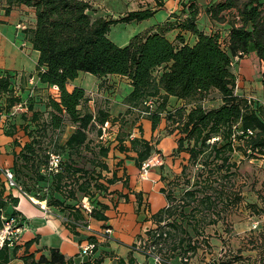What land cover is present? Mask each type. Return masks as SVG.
<instances>
[{"label":"trees","instance_id":"trees-1","mask_svg":"<svg viewBox=\"0 0 264 264\" xmlns=\"http://www.w3.org/2000/svg\"><path fill=\"white\" fill-rule=\"evenodd\" d=\"M5 1V14L18 5L32 8L35 22L22 32L24 39L38 52L35 78L33 72L24 77L21 71L0 68V110H4V119L0 112V125L3 134L11 138L13 158L9 169L15 183L27 196L45 200L48 207L57 210L74 233H77L76 227L86 225L90 218L106 221L107 210L121 200L127 201L131 193L137 212L141 208L145 214L142 221L152 223L151 227L145 225L142 233L137 235L133 249L146 257L159 255L160 264H186V254L192 257L199 246L186 227L189 224L191 230L197 232L190 219L196 216L193 204L208 209L223 200L222 182L213 173L218 172L222 177L235 173L238 166L232 158L235 152L244 158L260 157L264 160V106L236 93L237 75L233 71L234 59L251 51L264 69V3L261 0H223L209 5L206 11L210 19L225 22L227 26L205 31L198 28V10L193 0H180L181 13H174L172 20L138 32L127 44L119 46L108 36L112 24L139 22L151 17L155 11L139 8L112 18L93 16L87 0ZM226 11L227 15L224 14ZM182 12L186 17L180 19ZM174 29L179 31L171 39L167 33ZM182 31L194 35L195 40L189 43ZM159 68L161 70L156 74ZM79 73L93 74L97 87L101 89H109L112 75L125 77L131 86L123 99L126 110L112 115L109 99H104L102 103H96L93 113L86 106L90 97L85 88L78 85L72 89L67 87ZM262 76L264 85V71ZM33 78L42 85L37 86L39 89L56 87L57 96H47L46 112L30 103L27 108L31 110V116L26 118L23 115L24 121L18 123L9 115V110L22 101V90L30 92L28 80ZM211 91L219 97V103L208 108L201 101L206 100ZM143 119L150 122L151 133L146 137ZM127 121L132 123V128L127 135L129 139L123 140L118 133ZM67 122L74 126V130L62 145L57 146L68 151V159L63 161L61 157L57 167L50 169L49 177L42 176L38 173L40 162L35 159L40 154L38 150H42L47 162L50 151L42 147L41 138L55 135L58 139ZM105 122L111 129L116 128L112 136H118L117 139L112 142L115 137L110 136L111 141L91 146L90 127L97 124V135L100 136ZM160 124L166 127V135L177 134L171 152L186 154L187 162L201 165L195 180V185H200L184 189L179 197L166 193V203L146 215L149 210L144 209L143 202H148V196L130 185L125 162L133 161L139 171L143 161L155 151L160 152L152 142L153 133ZM20 134L27 140L17 151L15 145ZM74 153H87L91 158L87 163H79L70 158ZM19 160L36 172L37 190L27 187L24 181L22 185L19 183L17 178L22 170ZM186 168L187 165L182 164L181 173ZM47 180V184H41ZM115 184L118 187L111 188ZM6 189L0 177V209L8 200L14 204L18 201L17 197L5 193ZM159 192L164 191L159 188ZM84 199L90 210L84 207ZM79 202L81 207L77 205ZM187 207L190 209L186 212ZM8 215L18 214L13 211ZM217 220L209 219L207 223L215 224ZM88 239L96 244V250V239L93 236ZM34 240H28L24 245L30 246ZM16 249V243L4 245L0 249V264L15 257ZM164 250L166 254L162 253ZM22 258L29 261L28 264H72V259H65L57 248H50L49 258L41 255L35 260L33 253L22 255ZM100 260L101 257L95 258L96 264ZM128 260L134 261L132 257Z\"/></svg>","mask_w":264,"mask_h":264},{"label":"rangeland","instance_id":"rangeland-1","mask_svg":"<svg viewBox=\"0 0 264 264\" xmlns=\"http://www.w3.org/2000/svg\"><path fill=\"white\" fill-rule=\"evenodd\" d=\"M97 1L98 3H100V0ZM102 3L104 6L98 10V13L100 15H106V13H110L111 10V12H119L124 10L126 6L124 3H128V0H120L119 2L117 0H102ZM5 5L6 1L0 0V7L4 8ZM31 10V7L24 8V12L22 13L23 18H19V24L16 25L17 30L22 31L25 27H28L30 24H32L30 20ZM163 12L164 10H160L157 17L151 16L147 19L142 20L141 22L133 21L129 23L119 22L116 24H112L108 32V36L115 44L123 46L128 43L129 39L134 34L145 29L148 24L153 22L154 19H161ZM11 41V39L7 40V37H4V39L0 40V57L2 59L4 58L6 60L7 54L9 56L13 55L11 53V49L9 48ZM25 46L26 44L24 42H18L16 44V47L20 51L27 53L25 50ZM29 52H32L33 62L26 61L25 64L26 66H28V72H33L34 74L38 52L34 49H30ZM13 56L15 57V55ZM28 56L29 55H25V57ZM19 59L20 58H18V60ZM242 60V63H236L233 67L234 71L238 73L237 79L240 87L252 88L253 92L256 95L263 97V91L260 88L263 81L259 79V73L257 72L255 66L250 65L252 63L250 61V56L249 58ZM160 70V68L157 69L155 73L158 74ZM28 72L23 71V75H25L24 77L28 75ZM82 75L86 76L85 81L83 82V86L85 88H90V85H93L95 76L91 73H81L79 77L81 78ZM35 77L36 76L34 74V78ZM80 78H78L77 81H79ZM28 81H30V89H28V87L26 86L25 90L28 89L30 92L22 90V101L15 104L9 110V115L13 117L14 121L18 123L24 121L23 115H25L26 118H29L31 116V110H28L27 108L30 103H32L34 107L45 111L44 104L47 100V96H57V88L44 87L39 89L37 87L39 85L37 84L36 80L32 79V81ZM114 83L116 82L108 83L110 89H113V87L115 86ZM17 85H19V82L17 83ZM21 85L22 83L20 80L19 87H21ZM87 93L90 97V101L87 102L86 106H88L93 113L96 111V103H102L101 100L109 99L108 95L106 96L105 94H103L104 92H102V89L98 87L95 88L94 91ZM206 97V100H204L203 102L201 101V104L203 103L205 107L211 108L219 103V97H217V95L213 91L209 92ZM110 102L111 101L109 100V104ZM2 111L4 110H0L2 119H4V114ZM44 115L45 113L43 114V117ZM131 124L127 121L123 123L122 130L119 129L118 136H120L123 140L129 139L127 135L131 132ZM145 126L148 128V120ZM97 129H99L97 124H94V126L90 127L89 138L92 143L91 146L111 141L110 136H112V133H116L117 131L115 130L116 128L111 129L110 127H108L106 133L103 134L101 130L102 134L99 136L97 135ZM73 130L74 126L67 122L58 139H56L55 135H48L46 138H41L43 141L41 143L42 147L45 148V151L49 150L50 152L46 162L43 156V151L38 150L40 154L36 157L35 161L40 162L38 168V173L40 175L49 177L48 174L52 172L49 168L50 154L59 155L60 158L62 157L63 161H66V159H68V151L59 148L57 145H62ZM166 134V127L163 126V124L158 125L156 134L152 136V142H154L153 145L155 146L156 144H158L162 137L167 136ZM118 136H112L115 137L112 142H114ZM172 137L173 139H176L177 134H173ZM26 140L27 138L24 135L22 136L20 134V136L17 137L16 143L18 144L15 145L14 143V145L17 146V151L20 150ZM155 155H157V159L159 160V162L155 163V165L153 166H150L146 174L142 173L143 171L140 167L138 173L141 176H139V179H145L146 181H150V183L154 184L155 181L151 180V171L155 170L154 178L158 182V190L159 188H162L164 191L162 193L163 195L170 192L172 193V195H175L177 197L180 196L184 189L190 186L199 187L200 184L195 185V180L199 176L198 173L201 169L200 164H192L191 162H187L188 156L186 154H175L173 152H170L165 156L161 154H153L150 157ZM70 158L77 159L79 163H87L88 159L91 158V155L87 153H74L71 154ZM85 158H87V161ZM232 158L237 162L238 165L235 173L225 177L220 176V173L218 172L213 173L214 177H217L218 181L222 182V202L220 201L217 206L210 207L208 209L203 205H197L195 203L193 204L194 209L196 210V216L190 219L191 224L195 225L197 228V232H195L196 234L191 230L189 224L186 225V227L189 229L192 235V240L198 242L199 246L197 249V253L195 255H192V257H189V253L186 254V256L188 257V261L186 262V264H194V262L196 264H264V160L260 157L250 159L244 158L243 155L238 152H235ZM23 162L22 160L18 161V165L22 170L19 172V176L17 179L19 180L20 184L22 181H24L27 187H31L33 190H37V188L39 187V181H36L37 174L34 170L26 167ZM182 164L187 165L184 173H181ZM7 168L11 169V166ZM221 173H224V170L221 171ZM48 182L49 180L42 181L41 184L44 185ZM45 187L44 190H46ZM136 187H140V181L136 182ZM149 197L150 201L148 200L147 202L146 200L143 202L144 209L149 210L146 215H150V203L152 209L155 210L163 202V199L161 200V196H159L157 191L152 190L149 194ZM33 200L38 202L35 197L33 198ZM83 201L84 204H86V199H84ZM77 205L80 207L82 206L80 202ZM191 206L192 205H190V207ZM190 207H187L185 211H189ZM140 210L141 208H139V211ZM201 218H203V220H200ZM214 218L218 219L217 223H207L209 219ZM147 225V227H151L152 223H147ZM164 252L165 250L162 251V253L166 254ZM177 261L178 263H180L179 258H177Z\"/></svg>","mask_w":264,"mask_h":264},{"label":"crops","instance_id":"crops-1","mask_svg":"<svg viewBox=\"0 0 264 264\" xmlns=\"http://www.w3.org/2000/svg\"><path fill=\"white\" fill-rule=\"evenodd\" d=\"M87 1H89L91 4L92 9L90 12L93 16H107L116 18L117 16L126 13L127 11L136 10L139 8H150L155 11L152 17H157L158 12L160 10H164L161 19H154L152 23L148 24L145 29L139 32L153 28L166 20H172V15L174 13H181L180 10L182 7L180 0H128V3H124L126 5L124 10L119 12H111V10L110 13L107 12L106 15H100L98 13V10L104 6L102 0L99 1L100 3H98L97 0ZM117 1L119 2L120 0ZM220 1L223 0H193L194 5L198 10L196 20L199 29L209 31L212 27L227 26L225 22L217 23L210 19L209 14L206 11V8L209 5ZM261 2L264 3L263 0H261ZM24 8L29 7L25 5L15 6L10 10L9 14H5L4 8L0 7V40L4 39V37H7V40L11 39L12 41L9 45V48L11 49V53L15 55L14 57L13 55L9 56L7 54L6 60L0 57L1 69H9L18 72H28V66H26L25 63L26 61L33 62L32 52H29L30 49H32L30 43L24 39L23 32L16 29V25L19 24V18H23L22 13L24 12ZM224 14L227 15L228 11L224 12ZM30 15V20L33 24L35 22V15L33 10L30 11ZM185 17L186 13L182 12V14H180V19H183ZM178 31L179 29H174L168 32L167 36L172 39L178 33ZM181 34L185 36V39L189 41V43H192L195 40V36L190 34L189 32L182 31ZM18 42H24L26 44L25 50L27 53L20 51L16 47V44ZM25 55H29L28 57L30 59L28 57H25ZM249 56L250 61L252 62L251 64H249L251 66H255L257 72L259 73V79L262 80L263 76H261V73L264 71V69L254 52L251 51L242 57L235 58L234 66L236 63H242V59H247L249 58ZM18 58L20 59L18 60ZM80 74L81 73H79V75ZM235 74L238 75L237 72H235ZM79 75L67 84L68 89H72L76 85L84 87L83 82L85 81L86 76L82 75L80 78ZM78 78H80L79 81H77ZM33 80L36 79L33 78ZM112 82H116L114 83L115 86L113 85V89H102V92H104L103 94H105L106 96L108 95V98L111 101L109 104L110 113L117 115L123 113L127 108V105L123 102V99L131 90V86L128 80L120 75H112L110 77L109 83ZM37 84L39 85V83ZM39 86L42 85L40 84ZM95 88H97L96 79L93 81V85H90V88H85V90L87 92H92L95 90ZM260 88L263 91V97L256 95L253 92L252 88L240 87L238 79L236 81V93L243 94L247 98L252 99L254 102L264 106L263 83ZM170 100L172 101L174 99L171 98ZM147 120L148 119L142 120L145 137L149 136L151 133L149 120L148 128L145 126ZM156 132L157 130L153 133V135H155ZM155 146L158 150H160V152L155 151L153 154H161L165 156L172 151L173 147L175 146V142L172 135H167L162 137L159 143ZM11 147V138L3 134L0 125V177L2 180L3 169L9 167L12 163L13 157L10 152ZM125 164L128 168V173L130 175V185L133 187V189L143 190L148 196L149 201L150 192L152 190L157 191L159 196H161V200L163 199V202L159 207L163 206L166 201L164 195L158 190V182L154 178L155 170L151 171V180L155 181L154 185L150 183V181L139 179V176L141 175L138 173V169L134 167L133 161L128 160L125 162ZM137 181H140V187H136ZM115 187H118V184L111 186V188ZM123 191H125V189ZM5 193H9L17 197L18 201L16 204H14L12 201L8 200L4 208H2L3 213L5 215H8V213L10 212L17 211V214L22 217L24 223L23 230L20 233V238L16 242V256L11 258L6 264H28L29 261L26 262L24 258H22V255L28 253H33L35 260H37L41 255L49 258L50 248L59 249V251L64 255L65 259H72V264H96L95 258L97 257H101V260L98 264H156L151 257H146L143 253L133 249L132 245L138 239L137 235L139 233H142L145 225H147V222L142 221L143 217L145 216L143 211L140 210L139 212H137V204L135 203L133 194L131 193L129 194V199L127 201L121 200L116 203L114 207L107 210L108 219L106 221L90 218L86 225L76 227L77 233H74L69 229V226L65 222V218L57 210L48 207L45 200H38V202H33L29 198V196L22 194L16 188H7ZM113 195L115 196V194ZM155 210L152 209L150 203V212H154ZM106 227H109L111 229L109 234L104 233V229ZM89 236H93L94 239H96L97 248L93 251V254L91 256L80 257L78 254L80 251V247L82 244H85L89 241ZM33 238L35 240L30 244V246L24 245L26 241ZM9 250H12V248H10ZM129 257H132L134 259L132 263L129 262ZM121 259L122 262H119ZM194 264L196 263L194 262Z\"/></svg>","mask_w":264,"mask_h":264},{"label":"built area","instance_id":"built-area-1","mask_svg":"<svg viewBox=\"0 0 264 264\" xmlns=\"http://www.w3.org/2000/svg\"><path fill=\"white\" fill-rule=\"evenodd\" d=\"M56 88V87H54ZM109 127V123L105 122L103 124L102 128V132L103 134L106 133L107 128ZM60 157L57 154H50V160H49V168H55L57 167V165L60 162ZM159 160L157 159V155L149 157L148 159H146L145 161L142 162L141 164V169H142V173L146 174L148 172V168L150 166L155 165V163H158ZM3 181L4 184L7 188H16L19 189L20 192L24 195H26V193L21 191V188L15 183L14 179H13V172L9 169V168H4L3 172ZM27 196V195H26ZM33 202H37L34 201L32 197H29ZM84 207L87 210H90L89 205L84 204ZM24 227V223H23V219L21 216L19 215H5L3 213V210L0 209V249L4 246V245H8V246H12L13 244H15L17 242V240H19L20 238V233L23 230ZM111 231V229L109 227H106L104 229V233L109 234ZM95 243L88 241L85 244H82L80 247V251H79V256L80 257H89L93 254L94 248H95ZM150 252V250H148V253ZM149 257H151L153 259V261L156 264H160L161 257L159 255H155V254H151ZM184 261H187V258H183Z\"/></svg>","mask_w":264,"mask_h":264}]
</instances>
